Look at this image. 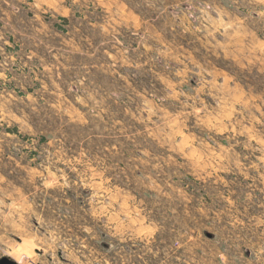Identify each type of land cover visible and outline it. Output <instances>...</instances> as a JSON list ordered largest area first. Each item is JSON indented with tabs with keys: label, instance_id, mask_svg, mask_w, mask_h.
Here are the masks:
<instances>
[{
	"label": "rangeland",
	"instance_id": "obj_1",
	"mask_svg": "<svg viewBox=\"0 0 264 264\" xmlns=\"http://www.w3.org/2000/svg\"><path fill=\"white\" fill-rule=\"evenodd\" d=\"M264 264V0H0V258Z\"/></svg>",
	"mask_w": 264,
	"mask_h": 264
},
{
	"label": "water",
	"instance_id": "obj_2",
	"mask_svg": "<svg viewBox=\"0 0 264 264\" xmlns=\"http://www.w3.org/2000/svg\"><path fill=\"white\" fill-rule=\"evenodd\" d=\"M0 264H17V263L9 259L8 257L3 256L0 258Z\"/></svg>",
	"mask_w": 264,
	"mask_h": 264
}]
</instances>
